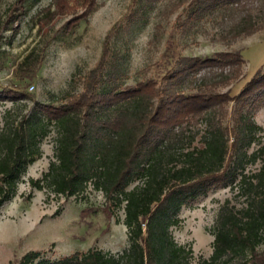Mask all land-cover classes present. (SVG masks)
Returning a JSON list of instances; mask_svg holds the SVG:
<instances>
[{"label":"trees","instance_id":"1","mask_svg":"<svg viewBox=\"0 0 264 264\" xmlns=\"http://www.w3.org/2000/svg\"><path fill=\"white\" fill-rule=\"evenodd\" d=\"M26 1L16 0L6 28H14L27 12ZM255 2L196 0L189 17L208 9L230 10L228 17L235 22L226 26L225 35L237 38L259 30L264 10L254 14ZM79 5L84 11L76 14ZM94 5L95 0H54L37 23L45 27L46 18L74 13L75 25ZM106 55L82 92L37 100L28 111L17 103L5 109L0 213L18 194L29 165L43 156L42 144L50 136L54 158L42 177L29 178L32 188L45 190L47 197L86 198L90 188L102 192L109 216L124 210L128 246L117 253L90 247L57 259L30 250L7 264H264V250H258L264 243V128L243 109L263 95L264 67L233 95L210 86L229 84L241 75L245 59L240 51L180 56L161 80L144 78L134 85L125 84L111 69L104 72ZM37 58L30 53L23 63L33 68ZM206 66L217 70L200 74ZM5 96L25 99L28 94L0 88V97ZM234 99L242 104L226 122ZM218 186L230 187L234 197H244L243 203L226 198L213 228V254L192 261V248L177 242L171 227L180 222L183 206Z\"/></svg>","mask_w":264,"mask_h":264},{"label":"rangeland","instance_id":"2","mask_svg":"<svg viewBox=\"0 0 264 264\" xmlns=\"http://www.w3.org/2000/svg\"><path fill=\"white\" fill-rule=\"evenodd\" d=\"M15 2L0 0V88H17L28 97H0V126L5 109L13 103L28 111L37 100L49 102L66 92H82L106 51L104 72L111 69L125 84L133 85L144 78L161 80L180 56L207 58L221 51H240L245 59L241 75L229 84L210 86L237 95L264 67V13L259 30L230 38L225 28L235 22L228 17L231 11L208 9L197 18L189 17L197 8L196 0H95L91 12L78 24L71 23L74 13H68L46 18L45 27H40L37 20L46 15L43 8L54 0H27V12L14 28H6L5 21ZM254 4V14L264 10V0ZM83 11L79 5L76 14ZM30 53L38 57L33 68L23 63ZM214 70L217 67L206 66L200 74ZM23 73L32 77L22 80ZM241 104L235 99L228 104L226 122ZM243 109L249 110L264 128V93ZM42 145L43 156L29 165L18 194L1 209L0 264L20 259L30 250H40L51 259L90 247L122 251L129 243L124 210L117 209L109 216L103 208L106 200L102 192L90 188L86 198L47 197L45 190L32 188L29 178L42 177L54 158L52 137ZM230 196L242 205L244 197H234L230 187L218 186L179 212L180 222L171 227L172 232L177 242L192 248V261L213 254L217 213ZM57 210L60 212L55 215ZM258 250H264V243ZM248 264H253L252 260Z\"/></svg>","mask_w":264,"mask_h":264}]
</instances>
